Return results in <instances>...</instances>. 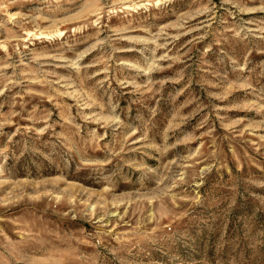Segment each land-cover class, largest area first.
Segmentation results:
<instances>
[{
	"label": "rangeland",
	"instance_id": "1",
	"mask_svg": "<svg viewBox=\"0 0 264 264\" xmlns=\"http://www.w3.org/2000/svg\"><path fill=\"white\" fill-rule=\"evenodd\" d=\"M0 264H264V0H0Z\"/></svg>",
	"mask_w": 264,
	"mask_h": 264
}]
</instances>
